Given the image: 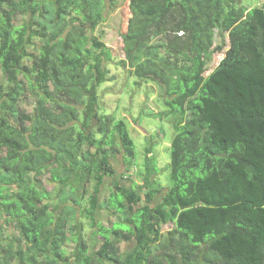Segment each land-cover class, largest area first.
<instances>
[{
	"label": "trees",
	"instance_id": "16d2710c",
	"mask_svg": "<svg viewBox=\"0 0 264 264\" xmlns=\"http://www.w3.org/2000/svg\"><path fill=\"white\" fill-rule=\"evenodd\" d=\"M115 4L0 0V264H264V0H128L119 65L163 92V168L102 110Z\"/></svg>",
	"mask_w": 264,
	"mask_h": 264
},
{
	"label": "rangeland",
	"instance_id": "374dc122",
	"mask_svg": "<svg viewBox=\"0 0 264 264\" xmlns=\"http://www.w3.org/2000/svg\"><path fill=\"white\" fill-rule=\"evenodd\" d=\"M249 2L250 8L257 7L258 0H244ZM128 0H116V4L112 6L107 15L108 22H106L102 27L105 32L104 39H107V43L111 45L114 49L115 63L109 66L111 71V76H115L117 79L115 82H107L108 88L111 93L103 94L104 96V106L102 110L107 114H113L117 120H123L127 123L130 135L134 140L136 146V156L137 161L144 163V152L145 147L149 145L151 141H154V153H159L157 156L160 159L159 166L163 168L167 162L170 163V145L175 136L173 127L166 121L159 118L158 112L165 110L163 92L160 90L159 86L155 83H146L138 80L136 77L131 76L128 68L121 67L117 62L125 59V55L121 51L122 44L119 38V34L114 30L121 23H123L124 12L126 11V5ZM251 5H253L251 7ZM122 25V24H121ZM123 27H126L124 23ZM125 29V28H124ZM98 32H96L97 34ZM220 32L216 33V44L220 42ZM219 59L217 55L213 58V65L218 63ZM106 85V86H107ZM104 86L101 89V93L104 90ZM27 111L32 112L33 108L30 104L27 106ZM164 158V159H163ZM114 163V162H113ZM114 166L117 170L116 180L123 186L129 187L131 184L130 180L121 178L124 176V164L122 157L118 156L115 160ZM135 170H133L129 175H132V180H136L134 176ZM45 179L46 187L52 190L54 186ZM162 179L163 183H166L165 178ZM114 179H106L105 185L103 187L102 195L105 198L109 197L113 186L112 183ZM100 219L105 224L108 225V217L105 212L100 213ZM4 224V221L0 222V227ZM173 228V224H166L162 226V232L167 233ZM8 231L11 235H16V230L13 224L8 227ZM94 247H98L99 243L96 241ZM131 247V243L126 245L122 244V248L128 249Z\"/></svg>",
	"mask_w": 264,
	"mask_h": 264
},
{
	"label": "clouds",
	"instance_id": "9594fccd",
	"mask_svg": "<svg viewBox=\"0 0 264 264\" xmlns=\"http://www.w3.org/2000/svg\"><path fill=\"white\" fill-rule=\"evenodd\" d=\"M108 20V19H107ZM106 22H108V21H106ZM105 22V23H106ZM104 25V24H103ZM102 25V26H103ZM102 26H100L99 28H98V30L96 31V32H98L97 34L95 33V35H99L100 37H101V41L105 44V46L106 47H108V48H110L111 50H113L114 48L113 47H111V45H109L108 43H107V39H104V36H105V32H104V30L102 29L103 27ZM115 30V29H114ZM119 38H120V41H121V44H123L122 42H123V40H122V37H121V35H119ZM122 47H123V45H122ZM114 51V50H113ZM121 51H122V49H121ZM123 52V51H122ZM124 54V53H123ZM125 55V54H124ZM123 60H125V59H123ZM122 61V60H121ZM121 61H119V62H117V64L119 65V63L121 62ZM116 61H115V57H113V60H112V62L111 63H109V65H108V69H109V66H111V64H113V63H115ZM120 66V65H119ZM121 67H123V66H121ZM125 68H128L129 69V67L128 66H125ZM110 70V69H109ZM129 71H130V69H129ZM131 76H133V75H131ZM113 77H115V76H113ZM117 79H115L114 81H112V82H115ZM107 85V82L106 83H104V84H102L101 85V87H100V90H99V93H100V96H101V105H103L105 102H104V96H103V94L105 93V94H107V93H111L110 91H108V90H110L109 88H108V85ZM105 87L104 88V90L102 91V93H101V89H102V87ZM107 92V93H106ZM116 169V168H115ZM124 169H125V166H124ZM116 172H117V170H116ZM116 177H117V174H116V176H115V179H116ZM106 179H111V178H106ZM105 179V180H106ZM125 179H126V177H125ZM113 184V183H112Z\"/></svg>",
	"mask_w": 264,
	"mask_h": 264
}]
</instances>
